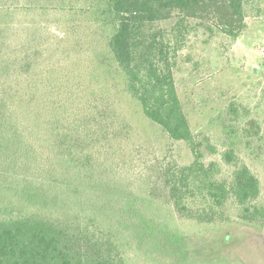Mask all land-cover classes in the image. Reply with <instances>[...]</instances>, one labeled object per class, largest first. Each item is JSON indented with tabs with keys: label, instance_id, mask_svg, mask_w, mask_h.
<instances>
[{
	"label": "trees",
	"instance_id": "obj_1",
	"mask_svg": "<svg viewBox=\"0 0 264 264\" xmlns=\"http://www.w3.org/2000/svg\"><path fill=\"white\" fill-rule=\"evenodd\" d=\"M245 18V0H0V264H249L184 252L186 236L263 233L264 206L232 150L230 180L203 162L174 75L188 21L239 39ZM124 98L195 155L165 168L164 197L120 156L135 136Z\"/></svg>",
	"mask_w": 264,
	"mask_h": 264
},
{
	"label": "rangeland",
	"instance_id": "obj_2",
	"mask_svg": "<svg viewBox=\"0 0 264 264\" xmlns=\"http://www.w3.org/2000/svg\"><path fill=\"white\" fill-rule=\"evenodd\" d=\"M245 15L247 27L239 39L216 27L209 30L197 19L188 21L181 33L174 75L191 131L201 142L203 162H216L221 168L218 177L230 180L234 166L223 153L232 150L259 177L261 194L255 203L264 206V0H245ZM174 24L175 20L165 21L155 29L172 34ZM122 103L135 116V136L120 156L135 164L130 171L137 173L144 167L155 194L164 197L160 178L165 168L191 164L195 155L188 143L171 140L159 126L149 123L136 104L127 98ZM225 209L233 217L240 212L232 200ZM227 229L231 234L227 245L218 236H186V256H216L233 250L249 264L264 263V232L241 225Z\"/></svg>",
	"mask_w": 264,
	"mask_h": 264
}]
</instances>
